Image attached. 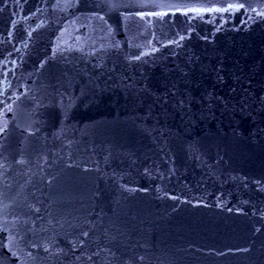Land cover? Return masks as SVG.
Segmentation results:
<instances>
[{
	"label": "water",
	"instance_id": "obj_1",
	"mask_svg": "<svg viewBox=\"0 0 264 264\" xmlns=\"http://www.w3.org/2000/svg\"><path fill=\"white\" fill-rule=\"evenodd\" d=\"M0 264H264V0H0Z\"/></svg>",
	"mask_w": 264,
	"mask_h": 264
}]
</instances>
